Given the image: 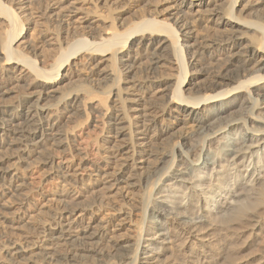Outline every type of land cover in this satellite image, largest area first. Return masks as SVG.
Returning <instances> with one entry per match:
<instances>
[{"label":"bare ground","instance_id":"1","mask_svg":"<svg viewBox=\"0 0 264 264\" xmlns=\"http://www.w3.org/2000/svg\"><path fill=\"white\" fill-rule=\"evenodd\" d=\"M6 1L0 0V19L6 26L0 38V72L4 73L5 78L0 82V96L10 93L9 86H26L27 79L31 77H34V81L27 86L31 91V100L20 102L0 114V148L6 147L8 152L0 155V185L4 188L2 196L22 193L24 181L18 172V164L29 165L31 159L45 152L50 144L58 147L65 144L67 133L62 128L63 120L81 112L88 117L86 99L94 93L86 85L81 84L79 86L84 87L77 86L79 88L64 93L60 90L66 78V74L61 71L68 65L75 67L78 62L74 59L86 55L92 59L90 64H94L89 78L94 81V85L103 89L102 95H109L113 91L112 101L119 103L113 113L111 109L115 104L110 112L108 107L104 112L100 111L101 115H107L104 126L109 134L105 142L120 149V154L125 160H131L134 167L149 170L148 176L142 177L140 181L144 179L145 183L160 189L159 193L164 191L162 187L170 190L164 200L151 202L147 206L146 209L152 212H147L150 213L149 219L147 213H144L142 225L137 228L139 241L134 248L128 245L124 254L133 253L132 264L140 261L141 256L144 259L142 263H151L156 259V254L171 244L180 251L179 258H175L179 264H236L233 251L236 232L219 230L217 224L226 218L247 215L251 212L248 208L253 209L264 203V137H261V145V138H258L264 134V129L249 128L247 120L242 117L245 112L256 115L255 104L259 101L264 103V24L239 17L236 13V0H141L140 4L144 8L162 1L170 21L160 18L158 13L156 15L155 12L144 11L143 15H136L137 20L122 31L112 25L103 33L96 34L98 36L95 35L93 40L84 37L67 42V46L61 43L57 58L55 61L52 59L54 62L46 69L25 56L19 47L26 37V23H21V11L17 9L23 10L29 1L16 0L17 7L15 3L8 4ZM69 1L60 0L56 8L71 10ZM117 1L96 0L95 6L102 3L110 7L112 5L113 8ZM123 16L122 13L118 18L124 20ZM195 22L205 29L215 27L216 32L228 36L229 40L224 43L226 46L217 40L206 44L217 51L226 52L227 59L222 68H217L214 77L212 75V78L208 77V80L202 82V79L194 82L187 80L190 73L188 65L193 64L194 59L189 56L188 64H185L184 48L186 46L190 51L188 54H191L189 48L195 44L184 45L181 42L185 41L184 38L196 41L191 35ZM94 24L95 21L85 19L80 25L86 28ZM116 64L119 67L116 68ZM169 64L176 70V74L164 76L163 68ZM141 67L151 76L144 79L136 77ZM69 68H65L66 71ZM122 74L127 75L126 84L119 87ZM72 76H77V73L72 72ZM192 88L197 90L196 95L190 93ZM160 97H166V100L156 105V110L152 112L164 116L169 114L176 119V123L188 128L189 132L179 136V142L173 147L158 150L155 147L156 140H165L173 133L174 125H159L156 114L144 109V102ZM48 98L56 99L55 103L40 104ZM51 107L55 108L54 112ZM92 110H98L97 104L92 105ZM129 111L137 114L139 120L127 119ZM249 119L264 124L259 114L256 117L249 116ZM239 125L245 126L247 130L237 139L236 135L240 132L235 128ZM218 134H223V138L232 137L237 140L222 141L213 151L210 148L203 150L206 140H210L208 137ZM198 138L203 140L200 142ZM125 139L129 143L116 144ZM199 146L196 157L192 158V150ZM256 147L258 149L253 151ZM247 156L250 157L249 164L245 165L244 171L253 179L243 182L239 179L241 169H237L240 171L237 177L235 172H231L233 167L230 166ZM40 160L49 167L54 166L51 156L44 155ZM174 162L186 164L184 170L172 167ZM218 166L226 169L217 170ZM258 168H262V171ZM225 170L226 175L220 174L225 173ZM57 172L62 178L69 176L66 170L57 168ZM108 174L104 172L99 176L108 177ZM151 174L158 177L152 179ZM166 174L167 181L174 182H164L161 187ZM132 175H137V172L115 177L113 183L111 180L107 182L112 185H132L129 179ZM188 182H191L190 187ZM172 197L173 201L168 199ZM186 198L188 200L184 202ZM6 207V204L0 203L1 209ZM125 217H119L117 222ZM251 218L253 229L259 231L263 228L264 215L252 212ZM0 220L4 222L7 217L0 215ZM69 231L68 224L49 231L47 239L50 243L40 248L42 255L51 259L66 258L67 255L57 252L53 247L60 241L78 242L76 247L82 251L78 253L81 258L89 257V251L100 254L95 247L103 235L100 231L88 229L83 231L82 236L70 235ZM178 232L181 235L180 241L174 240ZM85 237L93 246L91 249L81 247ZM27 248L29 246L12 243L8 245L7 252L11 258H23L29 251Z\"/></svg>","mask_w":264,"mask_h":264},{"label":"rangeland","instance_id":"2","mask_svg":"<svg viewBox=\"0 0 264 264\" xmlns=\"http://www.w3.org/2000/svg\"><path fill=\"white\" fill-rule=\"evenodd\" d=\"M15 1L16 0H7L6 2L9 4L15 3ZM27 1H29V3L26 8L23 10L17 9V11L19 10L18 12L21 11V23H26V37L19 47L25 56L34 59L38 63V66L41 68L45 67L46 69H49L51 64L55 61V58H57L59 54L58 46L61 43L65 45L67 42H73L78 38L84 37L93 40L94 37L98 36L96 34L100 32L103 33L112 25H116V28L118 27L119 30L122 31L126 29L131 22L137 20L136 17H138V15H143L145 13L144 11L150 13L155 12L154 14H159L160 18L170 21L169 16L166 14L167 11L163 9L166 5H164L162 1L155 4L153 3L144 8L140 4L141 0H130V2L129 0H119V2L117 1L113 4L112 8V5L110 7L109 5H102V3L96 7V0H70L71 10L67 8L57 9L56 7L59 6L60 0ZM236 1V13L239 17L264 24V0ZM227 5L228 3L226 6ZM17 6L16 4L15 7ZM24 10H26V13L23 12ZM122 13L124 14V20L118 18ZM85 19H91L95 21V24L92 27L82 28L80 24ZM1 20L2 19H0V21ZM193 26L194 31L192 30L193 32L191 35L196 38L197 42L186 38H184L185 41L181 40L184 45L195 44L189 48V50L191 49V54H188L190 51L188 52L186 46L184 48V53L186 54L185 64H188L190 57L194 59V63H189L188 65L190 73L187 75V80L194 82L202 79V82L208 80V77H214L218 71L217 68H222L227 59L226 52L217 51L206 44H209L211 40H217L222 44L228 43L229 40H227L228 36L216 32L215 27L205 29L200 26L199 23L197 24V22H195ZM5 28V24H2L1 21L0 38L4 34ZM180 36L181 38L184 37L182 33H180ZM65 46H67V44ZM209 51H211V54H209ZM1 57L2 55H0V62L2 61ZM52 59H54V61ZM91 60L92 59L86 55H83V58H81V56L79 59L75 58L74 61L78 62V64H76V66H78L70 67L68 65L65 68L68 69L70 67L69 71H66L65 68L61 71V73L63 72L66 74V78L60 86L61 92L64 93L72 89L84 87L79 86L82 84L86 85L85 87L89 88L92 93L99 95L95 96L92 94L86 99L85 109H87L88 117L81 112L78 115L63 120L62 128L67 133V138L62 147L50 144L45 152L34 156L29 165L18 164L17 168L19 171H17L23 177L24 181V189L21 194L16 193V196L15 193H11L4 197L2 196L4 188L0 185V203H4L7 206L6 208H0V215L7 217V220H4V222L0 220V264H132L133 253L124 254V250H126L128 245L132 248L137 245L139 241L137 228L142 225L141 221L144 213L152 212L146 209L147 206L151 202L155 203L156 201L164 200V196L170 191L168 188L162 187L164 182L167 184L174 182V180L167 181V174L163 176L161 184L162 190L164 191H160L159 193L160 189H156L154 186L145 183L144 179V181H140L142 177L148 176V169L145 170L134 167L135 164L131 160H125L120 154V149L111 147L112 144H110V142H105L109 134L106 132L104 126L107 115H101L100 111L104 112V109L108 107L110 112V108L115 104L114 108L111 109L113 113L119 103L112 101L114 98L113 91L109 95H102L101 91L103 89L94 85V81L89 78L91 69L94 67V64H90L92 63ZM167 66L165 67L166 69L163 68L164 76L176 74V70L172 69L170 64ZM115 67L117 68L119 66L116 64ZM138 70L136 77H143L144 79L151 76L144 67ZM215 70L216 72H214ZM193 71L195 73L191 74ZM72 72H76L77 76L73 77ZM126 77V74L121 75L119 83L121 86L119 87L126 84ZM33 78L34 77L27 79L26 86H9L11 87L10 93L0 96V114L6 113L9 108H12L20 102L31 100L29 98L31 96V91L27 86L33 84ZM4 79V73L0 72V82L4 81ZM190 93L196 95L197 90L192 88ZM165 98L166 97H160L147 100L144 102V109L146 111L149 110L151 114H156V112L152 111H155L156 105L163 103ZM55 101L56 99L48 98L42 100L40 104H54ZM96 104L98 110H92V105ZM258 104H255V107L257 106V108H255L257 109L256 115L253 116L245 112L242 117L243 120H247L246 125L249 128L261 127V129H264V124L249 119V116L256 117L257 114H259L261 119L264 120V103L259 101ZM54 110L55 108L51 107V111L54 112ZM155 116H157L159 125L165 123L174 125L173 133L169 134L165 140H156L155 147L158 150H161L163 147H173L174 144L179 142V136L189 132L188 128L180 123H176V119L169 114L165 116L156 114ZM127 119H131L132 121L139 120L137 114H134L132 111H129ZM227 128L228 127L225 129ZM235 129H238V132H240L239 135L238 133L236 135L237 139H240L247 130L246 127L242 125H239ZM261 137H264V134L258 136V138ZM208 139L210 140H206V146L203 150L210 148V150L213 151L222 141L237 140L235 138L232 139V137L223 138V134H218L217 136L213 135L208 137ZM202 140L198 138V141L201 142ZM259 142L261 145L263 139L261 138ZM126 143H129V140L125 139L116 142L118 145ZM5 149L4 147L0 148L1 156H3L2 154L4 153V155L8 153L6 151L7 149ZM199 149L200 146L192 150V158L196 157V153ZM256 149H258V147L253 148V151ZM248 151L249 150H247V153H249ZM44 155L53 158V167L45 165L42 160H40ZM249 158V156H247V158H240L237 160V164L230 166V168L233 167L231 172H235L234 175L237 174V177L238 172H240L237 169H241L239 179L243 182H245V180L252 181L253 179L244 171L245 165L249 164ZM230 159L232 160V157H230ZM185 165L186 164L174 162L172 167L184 170ZM57 168L66 170L69 176L66 178L58 176ZM223 169L226 168L217 167V170L223 171ZM261 169L258 168V170ZM227 171L229 172L228 168ZM227 171L225 170V173L221 172L220 174L226 175ZM104 172L109 173V176H99V174H103ZM135 172H137V175L129 177L132 185L125 183L112 185L110 182H107L108 180L112 182L115 177L120 175H129ZM151 175L152 179L158 177V175ZM243 176L246 178L244 179ZM187 185L190 187L191 182H188ZM233 186L236 187V185ZM205 187L206 185H204V188ZM178 193L182 194L183 192ZM168 199L172 200L174 197ZM171 200L170 202L173 201ZM187 200L188 198H186L184 202ZM248 211L251 212L247 213V215L241 214L238 215L237 218H226L222 222H219L217 227L219 230L236 232L235 234L237 237L234 239L236 241L234 242V249L237 247V251L233 249L235 254L234 257L236 258V262L234 261V263L264 264V224H262L263 228L257 231L252 228L251 218L252 212L264 215V203L253 209L248 208ZM150 213H147L148 215L146 214L147 218ZM119 217L125 218L118 223L117 220ZM10 220H14V222H10ZM64 224L70 226V235L75 236H82L83 231L88 229L100 231L103 235L99 240V244L95 245L100 254L98 255L89 251L90 256L82 257V259L78 254L82 251L79 247H76L78 246V242L60 241L61 243H56L53 247L55 246L54 248L57 252L67 255L66 258L61 259L56 257L55 259H51L42 255L40 248L50 243L47 239V233L53 228L58 229L62 227ZM149 224L148 222V225ZM174 234H176L175 231ZM179 234L178 232L174 240L180 241L181 235ZM145 235L146 232L144 230L143 236ZM87 240L86 237L83 238L85 243L81 245V247L91 249L93 246L89 244ZM12 243L29 246V248H27L29 250L27 255L23 258H11L7 252V248L8 245ZM167 247L169 248L163 251L161 250L162 252H160V254H156V259L151 261V263H142L144 259L141 256V260L137 261L136 264H179L178 261L175 262V258H179L178 255L180 251L175 249L171 244H168ZM94 254L96 255L94 256ZM221 264L227 263L223 262Z\"/></svg>","mask_w":264,"mask_h":264}]
</instances>
